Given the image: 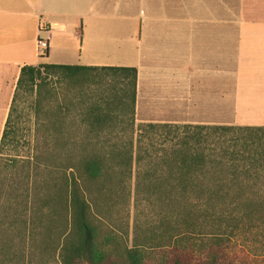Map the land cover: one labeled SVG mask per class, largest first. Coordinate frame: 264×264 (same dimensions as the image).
<instances>
[{
    "label": "trees",
    "instance_id": "obj_1",
    "mask_svg": "<svg viewBox=\"0 0 264 264\" xmlns=\"http://www.w3.org/2000/svg\"><path fill=\"white\" fill-rule=\"evenodd\" d=\"M85 74L91 77L86 84L116 78L105 82L104 93L88 105V111L97 113L99 122H106L108 113L128 107L132 135L123 150L88 152L79 161L69 155L54 196L59 198L62 210L58 213L64 218L56 252L62 264H248L235 263L233 255L264 235V124L136 122V66L49 62L21 67L0 139V264H28L30 249L25 243L33 235L29 219L19 220L30 206L14 219L4 214L11 207L2 205L4 164H26L29 171L20 183L24 186L20 196L27 201L33 198L32 159L3 158L4 148L13 141V115L20 92L36 96L39 108L48 76L75 81ZM71 143L74 141L66 144ZM109 163L126 170L130 178L135 171L136 198H156L166 208V212L160 210L157 220L139 229L131 244L97 223L86 188L71 174L77 164L89 181L112 176ZM36 195L48 198L47 193ZM17 222L26 228L18 234L24 244L19 249L14 248L16 235L10 232ZM3 226L8 233L3 232ZM3 233H7L5 237Z\"/></svg>",
    "mask_w": 264,
    "mask_h": 264
},
{
    "label": "crops",
    "instance_id": "obj_2",
    "mask_svg": "<svg viewBox=\"0 0 264 264\" xmlns=\"http://www.w3.org/2000/svg\"><path fill=\"white\" fill-rule=\"evenodd\" d=\"M216 4L0 0V139L21 67L43 62L39 36L49 39V63L129 58L125 66L138 68L140 121L264 124V19L207 18V7Z\"/></svg>",
    "mask_w": 264,
    "mask_h": 264
},
{
    "label": "rangeland",
    "instance_id": "obj_3",
    "mask_svg": "<svg viewBox=\"0 0 264 264\" xmlns=\"http://www.w3.org/2000/svg\"><path fill=\"white\" fill-rule=\"evenodd\" d=\"M216 1L221 4H216V9L213 6L207 7V18L264 19V0ZM200 13L196 12V17ZM102 47L104 53H108L107 49L111 47L108 38L103 39ZM47 57L40 58L47 62ZM100 61L110 65H128L131 60L123 54H117ZM90 78L86 74L75 81L64 76H48L42 85V103L39 108L35 106L34 95L20 92L17 99L13 115L14 133L11 134L13 141L4 148L3 158L30 157V173L34 176L35 184L33 198L28 201L27 198H21L24 186L20 183L25 179L29 168L20 161L12 166L4 164L6 167L1 174L5 187L2 205L5 208L11 207L4 214L14 219L19 217L25 206H30V210L21 213L19 217L21 222L25 217L29 219L33 234L30 236L31 240L25 243L30 249L29 263L26 260L28 264H62L56 252L64 218L63 213H58L62 210L59 198L54 196L61 184L59 178L69 162V155H74L75 160L79 161L88 152L111 153L117 149L123 150L126 140L132 135L129 127L132 115L128 107L122 109L121 106L119 110L108 113L109 119L106 122L96 120L97 113H89L88 105L104 93L105 82L116 80L114 77H106L104 82L86 84ZM94 80L100 78L94 77ZM136 122L140 120L136 118ZM68 140H73L74 143L67 145ZM88 141L90 144L84 145ZM114 143L118 145H112ZM109 164L114 170L113 175H106L98 180L89 181L82 166L77 164L71 174L86 188L97 223L123 243L131 244L134 237L139 236V229L146 223L157 220L160 210L166 212V208L156 198H136L135 171L130 178L126 170ZM104 181L106 187L102 188ZM37 193H47L48 198L37 197ZM23 229L26 228L17 222L10 230L16 235L13 243L15 249L24 245L18 236L20 230L24 232ZM3 232H7L6 226H3ZM7 233H3L2 237ZM233 256L235 263L244 261L241 263L264 264V235H259L250 247L237 249Z\"/></svg>",
    "mask_w": 264,
    "mask_h": 264
},
{
    "label": "built area",
    "instance_id": "obj_4",
    "mask_svg": "<svg viewBox=\"0 0 264 264\" xmlns=\"http://www.w3.org/2000/svg\"><path fill=\"white\" fill-rule=\"evenodd\" d=\"M48 31L45 28L41 29V32H46ZM37 49L39 53V57H46L49 55L50 51V42L49 39L44 37V36H39L37 38Z\"/></svg>",
    "mask_w": 264,
    "mask_h": 264
}]
</instances>
